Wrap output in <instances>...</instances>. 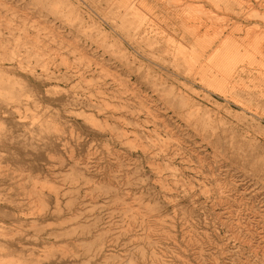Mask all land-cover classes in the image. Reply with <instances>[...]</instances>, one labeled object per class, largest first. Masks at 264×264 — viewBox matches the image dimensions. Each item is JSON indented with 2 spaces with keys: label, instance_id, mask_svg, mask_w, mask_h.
Masks as SVG:
<instances>
[{
  "label": "rangeland",
  "instance_id": "rangeland-1",
  "mask_svg": "<svg viewBox=\"0 0 264 264\" xmlns=\"http://www.w3.org/2000/svg\"><path fill=\"white\" fill-rule=\"evenodd\" d=\"M73 1L0 0V264H264V0Z\"/></svg>",
  "mask_w": 264,
  "mask_h": 264
},
{
  "label": "bare ground",
  "instance_id": "bare-ground-1",
  "mask_svg": "<svg viewBox=\"0 0 264 264\" xmlns=\"http://www.w3.org/2000/svg\"><path fill=\"white\" fill-rule=\"evenodd\" d=\"M88 3H87V2ZM84 0V2H86L85 4L87 5L88 8H93L100 11L101 13H103L108 19L109 18H113V17H117V15L115 14H110L109 8L111 7L110 5H116V6H130L132 3L131 1H123V0ZM219 2H224L227 6H232L235 5L236 1H240V0H236L235 2L231 3V0H218ZM80 2V0H79ZM77 0H74L72 2L73 6H68L69 9L71 10L72 13H78L81 14L82 11V3L80 4ZM218 5V4H217ZM237 5V4H236ZM133 7V6H131ZM183 10H191L190 13L191 14H197L200 11H198L197 9H194L193 5H184L182 6ZM137 10V9H135ZM234 10H237L236 13H238L239 18H247L248 14H259L262 15L264 17V12H258V9L256 7H248L247 8V12H244L243 9H236L234 8ZM201 14H204V12H200ZM136 15H142L141 11H135ZM89 16H87V22H90L91 24H96V21L94 19V17L91 14H88ZM181 16H183V14H181ZM142 17V16H141ZM144 17V16H143ZM142 17V18H143ZM211 19L215 18L214 15H210L209 16ZM143 21H145V19H141ZM93 24V25H94ZM137 31H139V28H136ZM200 30V28L198 27H189V30L191 31L192 34H195L194 38H197L199 36V32H197V30ZM136 31V32H137ZM28 33H23L22 38L18 39V37H15V35H11L12 37H10L12 39V43H16L18 41H22V44H28ZM11 39H9L8 41H10ZM27 40V41H26ZM149 40V39H148ZM103 44H109L110 43V37L108 35H105L102 38L101 41ZM235 43V41H233ZM253 42L257 45H261V36H259L258 34H255L254 38H253ZM7 43V40H0V46H3L4 44ZM138 45H142V42H138ZM176 44V42H172L171 45ZM232 44V43H230ZM168 46V44H166ZM263 45V43H262ZM214 48V47H213ZM34 49V48H32ZM169 50H171L173 53L171 55V57L175 56V61H177L178 67L179 69H183L186 70L187 68H189L190 66H193L195 64H198L200 61L199 60V52L195 51L193 55H188L186 53H184L183 51H175L174 48H170ZM160 52V51H159ZM31 53V52H30ZM31 54H36V55H42V53L39 52V50H34ZM193 64V65H191ZM176 70V69H175ZM17 71V68L12 66V64H10L9 66H1L0 67V96H6L4 98V100L7 99H11L15 96L13 90H10L9 94L5 93L4 91H6L8 88H4L6 87L4 84H13L14 80L11 78V76H9V74L14 73ZM196 74V73H195ZM195 77V76H194ZM52 76L47 75L46 76V80L51 79ZM29 80L32 82V84L36 87H40L42 85V83L44 82L43 79H41V77L39 75H35L34 73H31ZM2 85L4 87H2ZM43 95L45 97H47L48 99L52 98V93L49 92V90L47 89L46 91H44ZM62 96V94L60 95ZM189 99H185L184 101H182V105H185L188 102ZM199 123L201 126H204L206 128H209L211 126V122L209 119H207L204 115L200 114V118H199ZM7 140V139H6ZM160 140V139H159ZM5 172L1 169L0 166V179L5 177Z\"/></svg>",
  "mask_w": 264,
  "mask_h": 264
}]
</instances>
